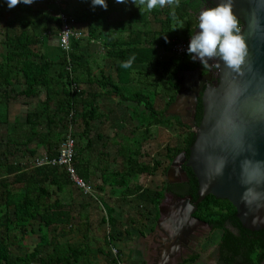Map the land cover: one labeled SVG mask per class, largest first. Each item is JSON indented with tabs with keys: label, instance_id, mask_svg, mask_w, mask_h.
<instances>
[{
	"label": "trees",
	"instance_id": "trees-1",
	"mask_svg": "<svg viewBox=\"0 0 264 264\" xmlns=\"http://www.w3.org/2000/svg\"><path fill=\"white\" fill-rule=\"evenodd\" d=\"M35 1V0H34ZM174 7L155 6L150 12L138 9H130L129 18L126 24L129 28L132 25H147L150 17L161 24L158 32L147 30L130 29L129 36L125 40L115 38L114 33H104L105 42L108 47V56L118 61L117 79L112 76L102 78L105 81H98V85L107 90V93L120 99L131 112L130 119L134 122V136L123 137L116 134L121 140L114 141L117 145V154L121 158L122 167L118 172H109V157L107 154H100L102 164V185L99 190L105 188L114 189L118 186H125L128 190L129 180L140 175H155L162 166V162L155 161L152 164L141 162L142 148L152 137V129L160 126L169 127L171 122L180 128L189 129L184 138V147L168 148L167 159L171 162L182 152L189 156V150L195 141V134L192 128L184 125L179 118L160 112L151 99L143 93L124 94L121 87L132 83V69L146 67L160 63V51L169 45V41L182 35V40H189L190 33H194L196 27L191 24V18L198 19V13L206 0H174ZM119 0H108V7L102 6L93 8L91 0H81L72 11L77 21L87 27L90 35L96 37L103 27L109 22L111 9ZM0 6L5 8L8 18L5 20V41L4 46L8 53L0 61V106L7 107L12 102H27L38 99L43 91L46 98L39 102L37 108L27 115L26 126L32 140L43 145L47 151L48 159L51 161L58 157L59 141H54V136L61 129L65 130L69 123H82V132L78 134L79 143L86 141V148L92 149L95 145L92 124L95 122H106L107 118L99 112L95 100L100 94L89 95L78 90L76 65L79 64L81 55V43L85 36L73 42L71 60L73 67L72 76L66 69V58L62 54L60 58V70L53 73L54 63L45 55L39 53L44 47L45 36L49 27L60 31L58 9L54 6H47L42 10L32 7V4H17L8 8L7 4L0 0ZM162 17L163 20H162ZM77 23V22H76ZM177 24L185 25L179 30ZM174 28L171 30V26ZM243 24L240 21V27ZM77 29L84 35L83 30L77 25ZM94 38L90 40L93 44ZM130 61V64L128 62ZM126 64L128 66H126ZM196 65L189 54L183 57H172L164 66L166 84L174 93L170 96L168 106L170 107L177 99L180 89L178 74L180 71L192 69ZM76 84L77 88L71 90V85ZM16 86L23 87L17 90ZM111 88V90H108ZM177 92V94H175ZM83 105V113L79 108ZM75 113V116H74ZM71 114H73L71 116ZM4 114L1 112V117ZM202 120V104L199 99L196 114V125ZM3 123V118H0ZM18 125V121L16 122ZM79 125V124H78ZM40 129L43 132H40ZM100 140L101 136H98ZM77 153V171L79 176L88 181L89 168L83 158ZM79 158V159H78ZM0 168L4 169V176H12L13 182L0 172V264H96L91 260L95 254L87 243L63 245L59 238L65 237L63 228L70 227L74 219L70 206L62 200L53 199L49 186L56 187L63 191L71 184L68 174L57 166H39L33 169H26L14 165L8 160L0 161ZM188 181L182 184L172 185L166 182L160 190L151 191L148 189L128 190L129 195H139L147 203L156 209L155 223L160 217L158 207L165 200L166 195L174 197L192 196L194 201L198 198V182L192 170L185 168ZM168 171V169H166ZM17 186V187H16ZM102 205L106 212L105 222L110 227H116L118 221L115 217V210L105 200ZM237 211L227 200L216 199L213 196L206 197L198 206L195 217L207 223L213 231L221 230L222 237L217 247L216 264H256L264 261V230L252 232L245 229L238 220ZM146 216L138 214L128 216L126 223L140 234L141 237L149 235L155 228L150 227L147 232L148 223ZM60 230L49 240V232ZM29 235H37L41 243L35 246L32 251L14 256L15 248L23 247ZM208 239V238H207ZM55 247V252H45L47 246ZM60 246V250L57 248ZM96 253H102L97 251ZM200 258V251L185 258L179 264H193ZM112 264H117L116 262Z\"/></svg>",
	"mask_w": 264,
	"mask_h": 264
},
{
	"label": "rangeland",
	"instance_id": "rangeland-1",
	"mask_svg": "<svg viewBox=\"0 0 264 264\" xmlns=\"http://www.w3.org/2000/svg\"><path fill=\"white\" fill-rule=\"evenodd\" d=\"M81 0H60L59 5L61 8L67 12L72 11L73 7ZM129 9H138L150 12L149 9L140 4V0L137 3H133L132 0ZM121 3V2H120ZM174 0H165L163 6L157 4V8L161 7H174ZM55 5V6H54ZM47 6H54L57 9V4H54V0H35L32 3V7L39 9H46ZM124 14V13H122ZM127 16L123 15L121 19L125 21L116 22L115 17L117 14L113 15V18L109 20L105 27L93 37L89 34L87 27L81 22L77 21V25L84 32V39L81 43L80 55L82 56L79 64L76 65V77L78 90L86 92L89 97L87 100H91V95L96 93L100 96L95 100V105L99 108L105 118L106 122H95L92 124L93 135L95 140V145L92 149L86 148V141L82 140L79 143L78 134L82 132V123L72 124L69 123L67 129H61L54 136V141H59V148L64 144V141L68 136H72L75 140V157L77 153L80 154L79 158H83L84 163L89 168L88 183L95 192L96 199L85 195L81 190L76 188L73 183L66 186L63 191H58L56 187L49 186L52 192L53 199L62 200L64 203L68 204L72 210L73 221L72 225L62 230L66 233L65 237L59 238L60 245L79 244L87 243L92 250L95 252L91 256V260L96 264H112L116 262L115 254L113 249L118 252L117 258L123 260L125 264L126 254L125 250L130 247H135L141 243L142 240L136 232H134L131 227H124L125 221L129 216L137 217L138 214H144L147 220V232L152 226H156L155 214L156 209L153 205L147 203L139 195H129L128 190L137 189H148L151 191L162 189L167 182V171L169 169L170 162L167 159V149L178 147H184V138L186 137L189 129L177 127L174 121L171 122L169 127H156L152 129V137L144 144L142 148V156L140 158L141 162L153 163L155 161L162 162L161 168L158 172L153 175H140L129 180L128 190L125 186H118L114 189L105 188L103 191L99 190L102 185V170L99 155L107 154L109 157V172H118L121 170L122 161L118 156L117 145H113L114 141L121 140L117 138L116 134H121L128 138L134 136V122L130 119V110L121 103L120 99L116 96L109 95L105 88L98 85V81H105L102 76H112L114 80L117 79V66L118 61L113 60L108 56V47L106 45L104 33H114L115 38L120 40H125L129 36L130 29H140L147 30L150 32H158L161 29V24L154 21L153 16L150 17L149 23L147 25H132L130 28L126 24L128 19L129 11L126 12ZM72 16V14L69 13ZM8 18V13L5 11L4 7L0 6V61L3 56H5L8 51L4 46L5 41V20ZM164 17H162L163 20ZM191 24L193 27L198 25V19L191 18ZM179 30H183L185 25L177 24ZM174 25L171 26V30ZM58 35L54 27H49L45 39L51 35ZM182 35L178 34L177 38L169 41L167 48L160 51V63L159 65L153 64L146 67H136L132 69L133 81L128 86L121 87L124 94H135L137 92L143 93L146 97L152 100L157 110L160 112H165L167 115H172L175 112L173 106L169 107L168 103L170 96L174 93L170 91L168 85L166 84V75L164 70L165 64L175 57L171 53V46L175 41L182 40ZM95 40L92 44L91 39ZM60 48V45H59ZM61 50V49H60ZM45 52V45L40 49L39 53L42 55ZM54 62L53 73L57 74L60 70V58ZM20 91L23 87L16 86ZM77 88L75 84V89ZM108 90H111L109 88ZM177 94V92L175 93ZM178 95V94H177ZM46 93L43 91L42 95L34 100L27 102H12L7 107L0 106V118H3V123H0V161L8 160L14 165L22 166L26 169H33L39 166H47L48 156L47 151L43 145H41L36 140H32L29 135V131L26 126L27 115L37 108L39 102L45 99ZM82 105V103H81ZM83 105L79 108L78 115L83 113ZM1 112L3 117H1ZM73 114H71L72 116ZM75 116V113H74ZM18 121V125L16 122ZM183 124L187 125V121L183 120ZM79 124V125H78ZM193 131V129H191ZM40 132H43L40 129ZM101 136V140L97 138ZM58 148V150H59ZM78 158V159H79ZM75 167H77V162H75ZM61 168V167H60ZM77 169V168H76ZM61 170L65 171L64 168ZM1 175L4 176V169L0 168ZM66 172V171H65ZM78 173V171H77ZM11 183L13 182L12 176H4ZM182 184V182L177 183ZM172 184V185H177ZM17 187V186H16ZM169 195V194H168ZM105 200L109 206L113 207L115 210V217L118 221L116 227H110L108 223L104 220L106 218L105 210L101 205V201ZM127 230L128 234L123 238H119L122 230ZM207 233L205 239H202L201 244L198 246L200 252L211 261H216L217 258V246L220 243L222 236L221 230H215L212 233ZM197 232V231H196ZM195 232V233H196ZM60 233V230H52L49 232V240H51L54 234ZM148 235V234H147ZM208 238V239H207ZM120 242V243H118ZM41 243V240L37 235H29L26 243L23 247L17 249L15 248L14 256L24 255ZM210 246L208 248V246ZM214 245L213 247H211ZM57 251L60 250V246L56 247ZM196 248V251L198 250ZM45 252L53 253L55 252V247L47 246L44 248ZM97 251H102V253H96ZM117 263V262H116ZM39 264V263H34ZM200 264V263H199Z\"/></svg>",
	"mask_w": 264,
	"mask_h": 264
},
{
	"label": "water",
	"instance_id": "water-1",
	"mask_svg": "<svg viewBox=\"0 0 264 264\" xmlns=\"http://www.w3.org/2000/svg\"><path fill=\"white\" fill-rule=\"evenodd\" d=\"M207 2L215 6L220 0ZM233 3V10L243 24L241 32L248 48L246 61L242 71L236 72L223 62L216 67L217 58H209L205 63L211 69L209 74L202 75L198 69L178 74L182 88L172 106L175 112L194 110L188 126L193 129L195 141L188 157L182 152L171 162L167 182L180 183L182 176L188 180L184 167L191 169L198 182V198L194 201L192 196L166 195L158 207L160 217L156 226L144 239L149 243L147 264H157V255L163 259L159 264H178L189 245V240L185 243L182 237H192L199 229L212 231L207 223L195 217L199 204L208 196L229 201L245 229L264 230V196L251 203L242 199L246 187L264 193V181L254 185L242 183L244 161L252 162L249 173H254L256 161H264V0H233ZM195 62L201 64L199 60ZM184 77L191 79L186 81ZM199 98L202 120L196 125ZM209 158L226 159L222 174H216L209 166Z\"/></svg>",
	"mask_w": 264,
	"mask_h": 264
},
{
	"label": "clouds",
	"instance_id": "clouds-1",
	"mask_svg": "<svg viewBox=\"0 0 264 264\" xmlns=\"http://www.w3.org/2000/svg\"><path fill=\"white\" fill-rule=\"evenodd\" d=\"M8 8L17 4L30 5L34 0H2ZM126 2V0H119ZM137 3V0H132ZM165 0H140V4L151 10L157 4L163 6ZM93 8L96 6L108 7V0H91ZM233 0H220L213 7H206L198 13V31L190 33L187 53L193 61L199 60L201 64L207 63L209 58H217L216 67L221 63L232 71H242L248 53L247 44L241 32L240 21L234 12ZM130 64V61L128 62ZM126 66H128L126 64ZM252 162L245 160L242 164V183L246 185L259 184L264 181V161L255 162L254 173H249L248 168ZM209 166L216 174H222L226 166V159L220 158L213 161L209 158ZM264 193L256 191L254 187H246L242 199L251 203L260 199Z\"/></svg>",
	"mask_w": 264,
	"mask_h": 264
},
{
	"label": "built area",
	"instance_id": "built-area-1",
	"mask_svg": "<svg viewBox=\"0 0 264 264\" xmlns=\"http://www.w3.org/2000/svg\"><path fill=\"white\" fill-rule=\"evenodd\" d=\"M60 0H54V4H57L58 9V17L60 21V31H59V45L60 49L65 55L67 66L66 69L72 76L73 67L71 60V52L73 49V42L81 39L84 35L81 31L77 29V23L73 16L69 15L65 12L63 8L59 5ZM55 6V5H54ZM190 40V39H189ZM189 40L184 41H175L171 46V53L175 57H183L186 56L187 47L189 44ZM71 90H75V84L71 85ZM75 140L70 135L64 141V144L60 146L58 150V157L53 160H48L47 164L50 166H57L64 168L66 173L68 174L71 182L74 184L76 188L81 190L85 195L90 196L93 199H96V195L90 184L82 179L77 173L76 165H75ZM113 253L115 254V260L117 264H124L123 260L117 258L118 252L113 249Z\"/></svg>",
	"mask_w": 264,
	"mask_h": 264
},
{
	"label": "crops",
	"instance_id": "crops-1",
	"mask_svg": "<svg viewBox=\"0 0 264 264\" xmlns=\"http://www.w3.org/2000/svg\"><path fill=\"white\" fill-rule=\"evenodd\" d=\"M74 1V0H72ZM130 3L131 1L129 0H126V2H116L114 4V7L111 9V12H110V19L111 20L113 18V15L117 14V16L115 17V21L116 22H120L122 21L123 19H121V17L124 15L125 16V19H126V12L127 11H130ZM124 13V14H122ZM130 13V12H129ZM128 18H129V15H128ZM125 19L123 21H125ZM92 42H95V41H92ZM45 56L50 60L52 61L53 63L55 61H57V58L59 59V56L61 55V50L59 48V37L58 35H51L49 36L48 38L45 39ZM118 67V66H117ZM18 90V89H17ZM46 98V96H45ZM101 205H102V202H101ZM103 206V205H102ZM104 209V207H103ZM105 210V209H104ZM106 213V212H105ZM145 222H146V219H145ZM126 229L127 227H129V225L126 223L125 221V226ZM134 232H136L135 230H133ZM123 234L122 235L121 233L120 234V237L119 238H123L124 236H126L128 234V231L126 230H122ZM137 235L140 237L138 238L139 240L141 239L142 242L141 243H138L139 245L135 246V247H130L128 250L126 249L125 250V253L126 254V258H125V264H147L148 262V254H149V243H147L144 239L148 236H145V237H141L140 234L138 232H136ZM222 237V236H221ZM158 243L161 241L160 239H157ZM221 241V239H220ZM120 243V242H118ZM208 246V245H207ZM214 245H212L211 247H213ZM210 246H208L209 248ZM159 258H156V262L159 263L158 261ZM155 262V263H156ZM182 261H178V264L181 263ZM216 264V261H211L209 258H207L206 256H204L202 254V252H200V258H198V260L193 263V264Z\"/></svg>",
	"mask_w": 264,
	"mask_h": 264
},
{
	"label": "flooded vegetation",
	"instance_id": "flooded-vegetation-1",
	"mask_svg": "<svg viewBox=\"0 0 264 264\" xmlns=\"http://www.w3.org/2000/svg\"><path fill=\"white\" fill-rule=\"evenodd\" d=\"M206 7H213L212 5H210L208 2H207V0L204 2V5H203V7L201 8V10L203 9V8H206ZM196 69H198L199 70V72H201V74L202 75H206V74H209L210 72H211V69H210V67L207 65V64H198L197 62H196V65L192 68V69H190V70H187V71H193V70H196ZM214 71H215V66H214ZM214 72L212 71V74H213ZM184 80H186V81H189L191 78H189V77H184L183 78ZM214 80L215 79H213V81H212V84H214ZM182 87H181V84H180V89H181ZM179 89V90H180ZM179 92V91H178ZM200 99V98H199ZM198 106V105H197ZM193 109H186L185 111H180V112H174L175 114H179L180 115V117H176L175 115L173 116V114L171 115V116H173V117H176V118H179L181 121H182V123H184L183 122V120H186L187 121V125L186 126H188L190 123H191V118H192V113H193ZM188 114V115H187ZM196 114H197V110H196ZM195 124H196V117H195ZM189 127V126H188ZM181 182L182 183H184V182H187L188 180L184 177V176H182L181 177ZM213 232V229H212V231L211 232H209V233H212ZM207 233V231H206V229H199L192 237H191V239H190V242H189V245L186 247V250H185V253H183V255H182V257H180L179 259H178V261H183L185 258H187L189 255H191V254H193V253H195V252H199L200 250H199V248H198V246L201 244V241H202V239H205V235L204 234H206ZM218 247V246H217ZM196 248H198V250L196 251ZM256 264H264V261L263 262H259V263H256Z\"/></svg>",
	"mask_w": 264,
	"mask_h": 264
},
{
	"label": "bare ground",
	"instance_id": "bare-ground-1",
	"mask_svg": "<svg viewBox=\"0 0 264 264\" xmlns=\"http://www.w3.org/2000/svg\"><path fill=\"white\" fill-rule=\"evenodd\" d=\"M186 231H188V228L187 229H185ZM189 236H186V237H182L181 238V240H183L185 243L187 242V240H189V242H190V239H191V236L188 238ZM160 243V242H159ZM182 245H186V244H182ZM156 258H159L158 259V261H159V263H161L162 262V258H160L158 255L156 256ZM159 263H157V264H159Z\"/></svg>",
	"mask_w": 264,
	"mask_h": 264
}]
</instances>
